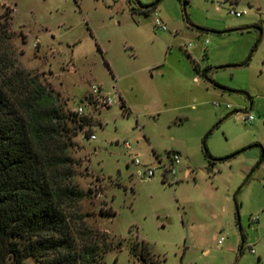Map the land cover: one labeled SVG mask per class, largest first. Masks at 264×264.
Masks as SVG:
<instances>
[{
  "label": "rangeland",
  "instance_id": "374dc122",
  "mask_svg": "<svg viewBox=\"0 0 264 264\" xmlns=\"http://www.w3.org/2000/svg\"><path fill=\"white\" fill-rule=\"evenodd\" d=\"M138 1H157L155 11L0 0V71L10 91L16 69L52 94L63 118L53 148L78 193L60 207L58 232L43 233L61 247L24 264H264V0ZM92 85L110 107L90 101ZM170 153L181 159L171 181Z\"/></svg>",
  "mask_w": 264,
  "mask_h": 264
},
{
  "label": "trees",
  "instance_id": "16d2710c",
  "mask_svg": "<svg viewBox=\"0 0 264 264\" xmlns=\"http://www.w3.org/2000/svg\"><path fill=\"white\" fill-rule=\"evenodd\" d=\"M134 3L137 8L132 11L144 15L157 6V1ZM181 3L185 10L188 1ZM5 32L0 31V40L8 38ZM248 60L240 65H247ZM14 70L13 82L18 80L15 91H10L7 73L0 71V264H8L9 259L11 264H24L27 257L42 256L61 247L60 235L43 237V233L58 232L60 207L65 199L78 196L63 184L70 176L65 150L53 148L63 118L53 108L52 94L28 73ZM235 155L214 158L205 152L210 162ZM21 240L26 243L21 245Z\"/></svg>",
  "mask_w": 264,
  "mask_h": 264
},
{
  "label": "built area",
  "instance_id": "2783aa9c",
  "mask_svg": "<svg viewBox=\"0 0 264 264\" xmlns=\"http://www.w3.org/2000/svg\"><path fill=\"white\" fill-rule=\"evenodd\" d=\"M230 15H234L235 17H240L242 12H237V11H229ZM154 25L156 28H158L161 31L166 30V26L164 23H162L160 21V19L157 17L154 20ZM38 42V41H36ZM91 89V98L89 97L90 101L93 103H97L101 108H108L112 105V101L108 96H104L101 94V90L98 86L96 85H92L90 87ZM83 112V109L81 107H79L77 109V114L81 115ZM245 120L247 122H252L254 120V118L251 115H247L245 117ZM90 139H94V136H91ZM125 149H130L129 144L125 143L124 144ZM170 164L167 166L165 164L162 165L163 168V174H162V178L165 180H169L171 181L172 177L175 176V166L179 165L181 163V159H180V155L178 153H170L167 156ZM134 166L138 167L140 166V162L135 159L134 160ZM155 174L154 169L152 168H144V169H140L137 168L135 175L141 179H149L151 177H153ZM189 175V171H186V175ZM222 242V238H220L219 240H217V244L220 245ZM251 252H253V250H251Z\"/></svg>",
  "mask_w": 264,
  "mask_h": 264
},
{
  "label": "crops",
  "instance_id": "0c3cea01",
  "mask_svg": "<svg viewBox=\"0 0 264 264\" xmlns=\"http://www.w3.org/2000/svg\"><path fill=\"white\" fill-rule=\"evenodd\" d=\"M155 11V10H154ZM123 102V101H122ZM124 103V102H123ZM186 171H187V169L184 171V175H186Z\"/></svg>",
  "mask_w": 264,
  "mask_h": 264
}]
</instances>
